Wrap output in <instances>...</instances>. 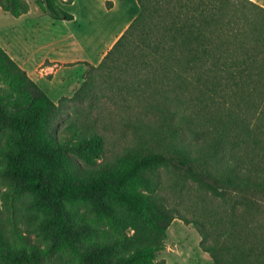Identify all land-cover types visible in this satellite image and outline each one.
Wrapping results in <instances>:
<instances>
[{"label":"trees","instance_id":"obj_1","mask_svg":"<svg viewBox=\"0 0 264 264\" xmlns=\"http://www.w3.org/2000/svg\"><path fill=\"white\" fill-rule=\"evenodd\" d=\"M34 2L54 19H75L57 0ZM138 3L93 66L135 141L96 172L81 171L73 153L105 158V136L81 122L67 126L66 140L51 136L59 106L0 44V131L12 132L0 146V199L11 212L8 226L0 219L7 264H158L176 218L204 237L224 228L221 242L201 243L216 264H264V7L253 0ZM0 6L16 17L30 10L27 0ZM169 167L222 198L240 195L244 213L190 220L158 192L153 174ZM25 194L44 214L40 242L15 218ZM82 206L108 227L93 226Z\"/></svg>","mask_w":264,"mask_h":264},{"label":"rangeland","instance_id":"obj_2","mask_svg":"<svg viewBox=\"0 0 264 264\" xmlns=\"http://www.w3.org/2000/svg\"><path fill=\"white\" fill-rule=\"evenodd\" d=\"M253 1L264 7V0ZM69 2L72 3L73 0L66 1V3ZM106 7L108 8L107 3ZM77 8L80 14L83 15L82 17L85 18L90 8L95 10L98 6L96 1L80 0ZM124 19L126 18L119 20L115 16H109L102 9L99 10L94 19L89 21L84 19L80 23L77 22L75 27L80 32L96 33L97 40L102 39L107 42L104 47L102 45L103 49L101 46L97 49L98 52L101 50L100 59L102 61L113 47V37L116 32L126 26L127 21H124ZM88 27H90L89 30ZM75 55L81 56L82 54L70 53L69 57ZM92 59H97V56H93ZM101 61L98 64L83 60L61 64L59 67H62V69L57 77L53 73H49L46 75V79L39 83L41 88L59 106L57 115L52 118L49 126L51 136L66 140L69 134L66 128L74 122L85 123L105 136V158L73 153L81 171L96 172L103 165L113 163L117 154L122 151L124 142L135 141L132 131L120 122V118L123 115L125 116L126 113L115 103L114 95L105 89L101 79L97 78L96 73L98 71L93 66H99ZM10 140H12L11 131L7 130L3 133L0 131V146H6ZM153 176L161 182V187L158 190L159 194L164 196L171 206L176 207L190 220L194 221L197 218H202V216L204 218V215H208V211L212 212L214 218L229 215L234 210L242 215L244 213L243 209L246 208L245 200L240 195L225 198L217 196L199 186L188 175L171 167L162 168L156 171ZM254 201L263 204L257 198ZM32 202L33 197L25 194L17 202L18 209L15 212V218L20 220V226L25 234L32 240L40 242L42 231L39 223L44 214L36 209ZM80 209L83 216L89 218L93 226H99L102 229L108 227L107 224L98 221L96 218L97 222L93 219L94 212L91 206H82ZM0 210V219L5 226H8L11 212L4 206V201L1 199ZM223 231L224 228L218 230V233L212 231L213 235L211 237H204L198 225L186 223L182 219L176 218L167 231L166 240L164 241L165 249L158 253L156 262L158 264H216L211 254L202 249L201 243L202 241L210 244L221 242L220 233ZM0 264L7 263L0 260Z\"/></svg>","mask_w":264,"mask_h":264},{"label":"crops","instance_id":"obj_3","mask_svg":"<svg viewBox=\"0 0 264 264\" xmlns=\"http://www.w3.org/2000/svg\"><path fill=\"white\" fill-rule=\"evenodd\" d=\"M27 1L30 10L19 17L9 15L0 6V44L38 84L49 73L57 77L62 69L59 67L61 64L81 60L98 64L101 61V50L98 52L97 49L100 46L103 49L107 42L97 40L96 33L80 32L75 27L77 22L94 19L102 9L119 20L126 18L124 29L118 30L113 37L115 43L140 10L138 0H111L113 7L110 9L106 7L109 0H91L97 2L98 8H90L83 18L77 8L80 0H73L70 4L66 3L67 0H57L61 7L75 16L73 21H65L52 18L34 1ZM93 31L95 32L94 29ZM70 53L82 55L69 57ZM91 56H97V59H92Z\"/></svg>","mask_w":264,"mask_h":264}]
</instances>
